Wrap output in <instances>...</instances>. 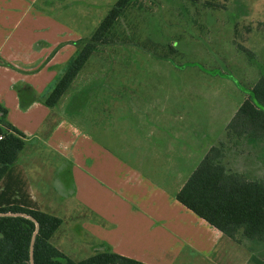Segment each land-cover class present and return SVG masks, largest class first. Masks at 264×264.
<instances>
[{"label":"rangeland","instance_id":"374dc122","mask_svg":"<svg viewBox=\"0 0 264 264\" xmlns=\"http://www.w3.org/2000/svg\"><path fill=\"white\" fill-rule=\"evenodd\" d=\"M115 2L0 0V30L20 17L14 12L18 3L27 5L18 31L27 34L29 46L58 36L79 40L80 34L85 40ZM141 2L140 9L133 7L118 20L112 31L115 43L89 59L61 99L63 103L56 105L60 111L62 104L71 101L76 111L71 119L74 140L79 149L84 145L90 149L86 158L93 163L90 170L84 167L85 177L77 172L75 182L55 187L64 197L75 192L76 200L91 208L106 202L104 211L118 219L120 226L136 224L142 232L155 225L142 209L150 213L155 203L158 212L165 209L157 196L176 195L208 149L218 144L221 124L227 125L248 88L264 73V0ZM205 2L222 8H205ZM76 51L60 50L63 57L58 59L66 66ZM8 80L0 76L3 85ZM6 89L7 100L18 94L15 87ZM223 135L224 141L225 127ZM259 143L263 159L245 160V149L252 155L250 147ZM231 146L237 151L229 152L230 169L264 178V139ZM67 211L55 215L66 219ZM76 211L70 217L85 223V214ZM235 246L245 264H256L251 256L264 262V244ZM173 249L179 251L176 246ZM180 254L177 258H189L185 250ZM81 255L70 259L82 260Z\"/></svg>","mask_w":264,"mask_h":264},{"label":"crops","instance_id":"0c3cea01","mask_svg":"<svg viewBox=\"0 0 264 264\" xmlns=\"http://www.w3.org/2000/svg\"><path fill=\"white\" fill-rule=\"evenodd\" d=\"M14 12L21 14L20 17L7 29L0 30H4L0 35V76L9 78V84L0 83V86L3 85L0 90V106L6 112L4 125L12 126L23 135L24 147L16 162L0 180V208L19 206L54 216L63 210H68L67 214L74 213L75 210L85 215L88 213V217L84 215L85 223L81 224L79 218L70 217V214L64 217L66 219L58 217L61 225L51 238L55 241L52 244L68 258L82 256L81 254L87 258L97 252L108 251L142 264H176L179 261L200 263L208 260L215 264H245L242 252L239 254L235 249L236 243L181 206L174 195L163 193L157 196L161 208H165L159 212L156 203L152 206L153 211L148 210L150 213L142 209L155 225L151 228L146 226L141 232L140 226L136 224L132 227L120 226L118 219L104 211L106 202L95 209L86 206L85 202L82 204L79 198L76 200L75 192L66 197L57 193L55 185L75 182L77 172L85 177L84 167L89 166L90 170L93 163L86 158L88 152L92 153L90 149L86 145L79 149L74 140L76 132L71 119L73 120L76 111L70 107L71 101L67 100V105L66 102L62 104L60 111L56 105L63 103V97L53 107L44 105L45 98L62 75V70L64 71V60L58 59L63 57H59L60 50L73 51L77 39L49 37L29 46L27 34L18 31L27 14V5L16 3ZM85 37H80L79 34L78 39ZM6 87H15L18 92L11 100L6 98ZM250 88L245 90L244 99ZM13 113L20 116L12 117ZM19 117L26 121L18 120ZM225 126L226 123L221 124L219 134L222 137ZM222 137L217 143L226 140L223 141ZM241 142L242 140L238 143ZM250 149L253 151L252 155L247 149L244 151L245 160L254 159L257 162L263 159L260 143ZM235 151L237 149L230 145L224 159L228 168L233 164L229 152ZM184 167L188 171V163ZM237 172L255 178L243 171ZM174 246L179 251L173 249ZM183 250L189 258H177L182 256L180 253Z\"/></svg>","mask_w":264,"mask_h":264},{"label":"trees","instance_id":"16d2710c","mask_svg":"<svg viewBox=\"0 0 264 264\" xmlns=\"http://www.w3.org/2000/svg\"><path fill=\"white\" fill-rule=\"evenodd\" d=\"M142 0H116L100 21L90 38L75 42L71 57L62 75L44 100L47 107L55 106L70 89L73 81L89 59L101 48L115 43L113 30L118 20ZM206 7H220L205 2ZM222 8V6L220 7ZM2 121L5 110L0 106ZM13 134L0 140V180L16 162L24 147L23 135L12 126ZM226 140L208 149L199 164L175 195V200L210 227L238 245L246 242L264 244V178H249L224 164L230 145L240 140L254 142L264 139V73L249 89L248 95L225 126ZM19 213L31 217L38 225L33 242V264H142L112 252H97L79 261L72 260L50 241L61 225L51 214L8 206L0 214ZM35 224L21 216H0V264H30L29 249ZM250 261L264 264L255 256Z\"/></svg>","mask_w":264,"mask_h":264},{"label":"water","instance_id":"95a60500","mask_svg":"<svg viewBox=\"0 0 264 264\" xmlns=\"http://www.w3.org/2000/svg\"><path fill=\"white\" fill-rule=\"evenodd\" d=\"M0 216H21V217H26L30 220H32L35 224V231L32 235V238H31V243H30V249H29V263L30 264H33V242H34V238H35V235H36V232H37V229H38V225L37 223L35 222V220H33L31 217L29 216H26L24 214H19V213H5V214H0Z\"/></svg>","mask_w":264,"mask_h":264},{"label":"built area","instance_id":"2783aa9c","mask_svg":"<svg viewBox=\"0 0 264 264\" xmlns=\"http://www.w3.org/2000/svg\"><path fill=\"white\" fill-rule=\"evenodd\" d=\"M13 134L9 127L5 126L2 121V113L0 112V140L4 138L5 135Z\"/></svg>","mask_w":264,"mask_h":264}]
</instances>
